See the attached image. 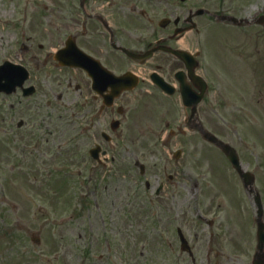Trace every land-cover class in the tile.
<instances>
[{
  "label": "rangeland",
  "instance_id": "rangeland-1",
  "mask_svg": "<svg viewBox=\"0 0 264 264\" xmlns=\"http://www.w3.org/2000/svg\"><path fill=\"white\" fill-rule=\"evenodd\" d=\"M131 1L138 4L136 13L128 8ZM129 2L126 9L114 6L123 23L139 10L150 15L148 19L135 17L144 28L129 30L136 35L143 32L137 37H148L147 31L157 33L159 20L177 16L180 5L186 15L189 9L195 12L206 7L250 21L264 10V0L122 1ZM26 3L0 0V63L12 60L24 64L19 47L27 26L53 30L42 18L51 11L39 6L52 7L53 3L30 0L29 21L25 16L23 19ZM65 12L68 14V9ZM208 18H195L203 25L201 31L186 35V45L192 50L200 48L199 40L215 42L216 36L242 33L257 37V32H262L256 26L227 29L218 22L209 26ZM229 45L223 44L226 49ZM251 47L234 44L230 48L237 54L240 48L252 53ZM207 48L209 56L203 64L213 69L217 50ZM256 58L254 55L253 64ZM250 70L254 74L247 77L250 86L244 88L245 97L236 98L230 103L232 108L216 114L213 110L225 102L217 95L221 93L228 100L229 94L238 90L233 80L216 82L199 116L206 128L237 150L244 170L256 176L255 188L264 205V65L258 66L259 72ZM47 72L57 84L67 86L69 71L49 68L39 79ZM41 85L50 88L48 82ZM56 93L64 96L62 107L57 109L70 110L71 91L60 87ZM38 95L27 100L20 89L11 95L0 93V264H80L89 255V264H193L188 254H181L177 226L186 235L196 264H252L257 250L254 196L221 151L187 123L185 136L177 132L176 137L166 139L167 121L177 122L180 114H128L122 127L125 137L119 162L95 169L84 166L90 164L85 144L64 146L65 140L76 134L74 124L68 125L73 114H28L52 111V95L47 97L44 92L43 101L37 103ZM147 99L143 101L149 103ZM20 121L26 123L22 128L18 127ZM170 127L175 128L173 124ZM177 148L184 151L181 162L172 155ZM137 159L147 167L145 177L134 168ZM176 170L175 185L167 186L164 197L156 199L154 186L167 184L169 174ZM146 182L151 186L148 191ZM204 218L213 220L214 225Z\"/></svg>",
  "mask_w": 264,
  "mask_h": 264
},
{
  "label": "flooded vegetation",
  "instance_id": "flooded-vegetation-1",
  "mask_svg": "<svg viewBox=\"0 0 264 264\" xmlns=\"http://www.w3.org/2000/svg\"><path fill=\"white\" fill-rule=\"evenodd\" d=\"M26 1L28 4L25 16L27 15L28 18L30 0ZM47 1L53 3V6L49 7L44 3L39 6L51 11L50 14H42V18L48 20L53 30L48 28L32 30L31 26H27L24 30L23 48L25 54L34 55L29 82L36 87L35 93L26 98L28 100L39 94L40 97L37 99L39 103L43 101L41 96H44L45 92L47 97L52 95L53 109L51 112L35 110L28 114H75L74 117L80 120H76L75 123L85 126V137L78 139L76 144L80 146L85 144L86 149H89L87 158L92 167L97 165L105 167L119 162L120 147L125 137L122 131L124 119L128 114L141 113L144 108L142 105V102L145 103L144 98L150 100L145 104L151 114H180L181 118L177 122L167 121L166 126L169 129L173 124L175 130H182V119H186V113H192L189 108L186 109V79L193 86L196 81H192L189 77L186 51L194 55L191 58L194 65L198 63L195 71L197 75L208 83L209 90L206 95L211 92L216 82L221 80H233V85L238 89L235 93L229 94L228 100L221 93L217 95L225 102L217 106L220 110L216 109V112L213 110L216 114H221L219 112L223 109L232 108L230 103L236 98L245 97L244 88L250 86L247 77H253L254 74L250 67L256 71L258 66L264 65V30L256 34L257 37L252 33H242L232 37L220 36L216 42L199 40L200 49L192 52L191 46L186 45V28L191 26L189 20L191 12L188 11L186 15V9L182 5L178 7L180 8L178 16L171 15L159 20L160 29L157 33L147 31L148 37H137L143 32L136 35L129 30L140 27L144 31L143 26L135 17L123 23L119 19L118 10H114V6L118 5L126 9L132 1L128 4L122 3L123 0H113L116 3L112 0ZM181 1L186 2V0ZM106 3L113 8L107 9ZM66 9L68 14H65ZM138 9V4L131 8L134 12ZM42 13H44L43 9ZM138 15L146 19L150 16L146 10H139ZM205 15L212 14L206 12ZM201 26L203 25H197L198 28ZM227 42L230 43L228 49L223 46ZM68 43L75 49L71 50L73 52L71 62L77 64L82 59L83 56L81 57L79 53L81 51L86 56L83 59L87 62L91 73L76 66H61L60 61L56 59V52L66 47ZM201 44H203L202 48ZM234 44L243 48L244 45L252 46L253 51L248 53L240 48L235 54L230 48ZM213 46V49L217 50L216 64L213 69H208L203 64V60L206 62L209 56L207 47L212 49ZM216 46L220 49H216ZM223 47L224 49H221ZM254 55L257 56L255 64H253ZM49 68L53 71H69L67 86L63 83L57 84V79L49 72L44 74V78L41 75L39 79L42 71ZM114 77L125 78V84L129 89H124V85L122 87L114 82L112 80ZM46 82L50 86L47 90L41 85ZM60 87L71 91L72 98L68 103L71 109L68 111L57 109L59 106L62 107L61 102L64 100V96L56 93ZM48 101L51 103L50 100ZM206 102L205 98L196 114H202V107ZM116 121L119 122L120 127L115 130ZM174 129L170 130L171 137L177 135ZM92 149H96L98 162L90 155ZM178 173L179 170H176L174 175L169 174L167 184L160 183L158 186L160 192L155 193L156 198L164 197L167 186L175 185ZM146 187L151 188L149 183Z\"/></svg>",
  "mask_w": 264,
  "mask_h": 264
},
{
  "label": "water",
  "instance_id": "water-1",
  "mask_svg": "<svg viewBox=\"0 0 264 264\" xmlns=\"http://www.w3.org/2000/svg\"><path fill=\"white\" fill-rule=\"evenodd\" d=\"M0 68V69H4ZM2 79L0 78V89H4L6 91H12V89H14L17 85H22L23 81H24V77H18L15 79L10 80L9 82H7L6 84L2 85L1 84ZM204 136L207 137L210 141L217 143L219 146H221L223 148V150L227 153L230 161L233 163V165L238 169V171L240 172V174L242 175V177L244 178L245 184L246 186L252 185L254 183V176L250 173H244L242 171V167L240 164V160L238 158V155L236 153V151L230 147L227 144H224L220 141H218L215 137H213L212 135L203 132ZM256 201L260 207L259 210V239H260V245H259V253L257 254V258L255 261V264H264V224L262 223V205H261V200H260V196L257 194L256 195ZM185 242H184V246H185Z\"/></svg>",
  "mask_w": 264,
  "mask_h": 264
}]
</instances>
